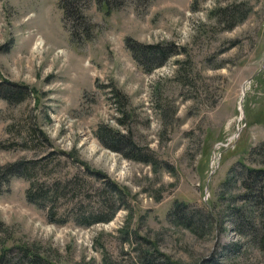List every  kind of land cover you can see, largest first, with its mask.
Masks as SVG:
<instances>
[{"label":"rangeland","instance_id":"374dc122","mask_svg":"<svg viewBox=\"0 0 264 264\" xmlns=\"http://www.w3.org/2000/svg\"><path fill=\"white\" fill-rule=\"evenodd\" d=\"M222 7L248 12L229 26ZM85 11L96 33L77 43L59 0H0V80L28 92L0 95V166L37 165L1 186L0 250L18 264L31 251L42 257L33 264H139L148 248L175 264H264V247L228 206L243 201L230 197L244 189L241 168L222 184L240 158L260 163L248 149L264 139V0H125L109 10L92 1ZM128 40L174 42L177 52L148 71ZM101 123L148 160L106 146ZM31 180L55 189L46 204L27 198ZM175 201L221 213L224 227L208 221L199 234L175 222ZM114 204L111 219L80 222Z\"/></svg>","mask_w":264,"mask_h":264},{"label":"trees","instance_id":"16d2710c","mask_svg":"<svg viewBox=\"0 0 264 264\" xmlns=\"http://www.w3.org/2000/svg\"><path fill=\"white\" fill-rule=\"evenodd\" d=\"M95 1L99 4H106L108 10L118 8L124 4L125 0H59V6L63 10V20L65 25L70 31V35L74 41L80 43L87 41L95 36L97 25L86 13L85 9L88 5ZM248 11H242L237 7H222L219 10L221 18L226 17L229 21V26H233L238 21L246 17ZM130 47L136 60L142 64L146 69L152 70L156 66L164 64L168 58L177 52V46L174 42H142L133 40L129 42ZM25 88V89H24ZM0 95L5 97L9 102L23 100L28 92L26 85L17 84L8 80H0ZM97 134L100 136L102 142L113 149L121 150L122 147L128 148L130 156L137 159L148 160L147 156L141 151L134 150L136 144L133 139L126 135L124 132L114 130L105 123H101L98 126ZM123 145V146H122ZM248 153H257L260 158V163L247 164L243 161V158L239 159V162L232 165L230 173L226 179L222 182L223 186L227 185L231 178L237 181L236 175L238 171H234L236 167H240L239 179L243 186V191L239 194L234 193L230 197L235 198L240 196L243 199V203L233 201L228 204L231 209V216L241 234L248 236L252 241H255L261 247H264V139L253 145L248 149ZM36 164L32 160H18L8 162L0 166V190L2 185L10 180L13 175H24L31 177V172L36 168ZM59 179L55 181L57 184ZM55 189L48 188L45 181L31 180L30 185L27 188V198L31 201L37 202L40 205L46 204V198L52 196V192ZM111 193H117L118 196H122L124 193L123 188L119 187L116 183L111 181L110 185ZM226 198L220 194L218 198ZM104 206L108 205L104 201ZM209 205V204H208ZM119 205H113V208L109 214L100 211L99 214L89 215L83 214V219L80 221L82 224L88 225L101 220L111 219ZM225 211V210H224ZM169 215L175 222L181 223L197 233H201L204 228L205 222L214 224H220V227H224L222 214L215 213L213 209L209 207H200L191 205L186 201H175L174 206L169 210ZM154 248V247H153ZM33 259H29L28 263H36L42 260L41 255L33 253L31 251ZM139 264H175L172 262L169 256L158 249H140ZM0 264H18L16 255H10V248H4L0 250Z\"/></svg>","mask_w":264,"mask_h":264},{"label":"bare ground","instance_id":"6f19581e","mask_svg":"<svg viewBox=\"0 0 264 264\" xmlns=\"http://www.w3.org/2000/svg\"><path fill=\"white\" fill-rule=\"evenodd\" d=\"M95 147V146H94Z\"/></svg>","mask_w":264,"mask_h":264}]
</instances>
